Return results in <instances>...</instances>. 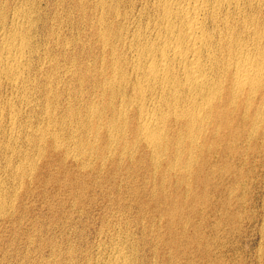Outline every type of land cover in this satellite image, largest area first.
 I'll return each instance as SVG.
<instances>
[{
    "label": "bare ground",
    "instance_id": "obj_1",
    "mask_svg": "<svg viewBox=\"0 0 264 264\" xmlns=\"http://www.w3.org/2000/svg\"><path fill=\"white\" fill-rule=\"evenodd\" d=\"M95 2V11L99 17L96 19L93 36L101 52L106 54L105 65L103 64L104 68L98 69V79L94 78L96 75L91 76L93 72H89V66L79 70L84 75L86 73V78L91 81L90 86H93V90H97L98 94H92L93 98L83 97L85 99L81 100L86 106L84 109L81 108L84 111L80 122H75L78 112L71 111L66 119L60 122L54 118L53 111L44 107L37 119L43 126L31 132H28L27 128L26 133L16 126V114L12 110L8 113L3 111L7 107L0 102V156H8L11 159L16 157L27 167L34 166V160L26 154H19L22 150L16 156L14 151L16 147H12L14 150L7 148V143L21 139V132H24L25 141L31 147L33 143L36 156H39L41 149L49 140L52 152L66 155L77 170L86 173L87 176L91 172L99 174L106 161L113 163L117 160L119 164L121 162L119 159L126 158L132 164L124 169L123 166L119 167V164L113 168L114 173L120 170L136 173L144 169L152 172L151 182H155L157 172L160 171L161 183L168 182V179L177 181L175 186L172 185L173 192H177L182 184L186 187L184 190H187L190 177L203 176L204 170L210 165V157L214 159L231 157L241 163L245 172L234 174V187L229 194L234 197L232 201L230 200V229L226 237L227 250L231 254L230 264H264V0H95ZM22 10L21 14L25 12L22 13ZM83 10L85 12V9ZM35 26L33 27L36 28ZM17 29H11L0 37V93L2 90H9L12 95L19 93L23 107L33 109L36 104L35 98L39 94H42L45 100H51L59 93L57 94L54 87L40 88L39 91L35 84L32 85L33 81L36 82L35 78H31L30 68L35 57L31 56L34 52V45L31 43L34 40L30 42L28 32ZM29 29L31 27L28 31ZM48 55H43L45 60L41 65L38 64L36 69L38 73L40 65V71L49 70L55 71L53 73H58L59 76H71L80 86L78 90L82 92V81L77 76L79 70H76L73 59L68 58L70 61L65 62L71 63L59 65L58 61L55 62L54 58L50 59ZM99 64H102V61ZM3 120L7 122L5 127L1 125ZM73 122L76 124L73 125ZM54 126L68 128V137L56 133L55 129H52ZM218 142L224 145L217 152ZM93 159H99L98 163L93 164ZM213 170L214 168L211 169L212 172ZM22 173L23 169L14 170V175L18 178ZM83 178L81 181L74 180V183L79 190L87 191L90 188V180ZM94 180L103 185L102 181ZM204 180L203 177L201 181ZM97 182L95 186H99ZM137 190L139 192V189ZM17 191L15 190L16 193ZM13 200L11 206L15 205ZM81 201H86V197ZM2 204L0 217L9 207L6 209ZM173 209L172 206L171 213ZM167 216L170 218V215ZM217 221L214 222L217 224ZM217 242L216 262H219L225 244L220 240ZM240 242L244 243L245 249L241 248ZM123 244L126 245L119 247L118 244L116 246L114 244L106 254L103 252L95 258L94 264H142L137 246L134 245L136 243L127 236ZM253 246L251 251L250 248ZM179 256L178 253L174 256L161 254V258L166 262H176L175 259ZM83 259L90 263L92 261L85 257ZM73 260L74 257L70 253L69 260H64L62 264H78Z\"/></svg>",
    "mask_w": 264,
    "mask_h": 264
},
{
    "label": "rangeland",
    "instance_id": "obj_2",
    "mask_svg": "<svg viewBox=\"0 0 264 264\" xmlns=\"http://www.w3.org/2000/svg\"><path fill=\"white\" fill-rule=\"evenodd\" d=\"M86 1L89 2V0ZM86 1L0 0V37L6 35L7 32L14 28H18L17 30L23 29L25 33L28 32L27 34H29L30 42H32V39L34 40L31 43L34 45H32L34 52L31 53V56L35 57L32 59L30 68L31 78H35L36 82L33 81L32 85L35 84L39 91L45 87H54L53 89H56L55 91L57 94L59 93L57 97L51 100H45L42 94H39V96L35 98V108L26 109L22 105L19 93H13L12 95L9 90H2L0 93V102L7 107V109H3V111L8 113L12 110L16 114V126L19 130H23L25 133L28 129L30 130H28V132H31L32 130L43 126V124L41 125V123L37 122V119L41 115V109L44 107H48L53 111L52 114L54 118L60 122L65 120L67 114L71 111L78 112L75 122H80L82 119L81 115L84 111L83 109L86 106L85 102L82 103L81 100L85 99L83 97L93 98V95L97 93V90H93L94 87L90 86L91 81H88L90 79L86 78V73L84 75L79 70L83 69V67L89 66V72H93L92 74L90 73L91 76L94 77L96 75L94 78L98 79L99 70L104 68V58H106V54L101 52V49L99 48V45H97L98 43L93 36V30L97 21L96 19L99 17L98 12L95 11L96 2L95 0H90L89 3H86ZM83 9H85V12ZM21 10L22 13L25 12L21 14ZM26 14L28 17H31V19H29ZM23 20L24 22L28 21L27 24L24 23ZM28 23H30L31 26ZM27 27H31V29L28 31ZM89 28L92 29L90 30ZM30 31H32V33ZM65 45L67 46L65 47ZM97 46L98 48H96ZM36 52L37 56L34 55ZM43 55H48L50 59L54 58L53 60H55V62L58 61L59 65L71 63L65 61H70L68 58L73 59V64H76L74 65L75 68L77 67L76 70H79L77 72L78 75L75 74V77L77 75L81 78L83 87L82 92L78 90L80 89V86L77 81L72 79L73 77L59 76L58 73H53L55 71H40V65L45 60ZM73 56L75 57L73 58ZM101 61L102 64H99ZM90 62L94 63L91 64ZM38 64H40L39 73L38 70H36L38 69ZM92 90L94 92H92ZM72 98L73 101H71ZM82 107L83 109H81ZM106 113L108 115V112ZM75 122H73V125L76 124ZM1 125L2 127H5L7 125L6 120H3ZM52 129H55L56 133L60 136L64 135L65 137H68L69 133L68 128L66 127L60 128L59 126H54ZM24 132H21V139L17 140L18 142L7 143V148L9 150H14L12 147H16L17 149L15 148L14 150L16 156L18 152L22 150L19 154H26L29 158L34 160L33 164L35 165L27 167L21 159H17L16 157L11 159L8 156H0V204L3 203L2 206L5 208L9 206V210L6 208L7 210L4 213L6 216L2 214L4 217H0V264H62V262L69 260L70 253L74 257L73 261L78 262V264L90 263V261H85L83 257L90 260L92 259L90 264H94V259L103 254V252L106 254L114 244L115 246L118 244L117 246L119 247H122L123 245L125 246L126 244H123V241L127 236L133 240V243H136L134 245L137 246L138 256L141 257L142 264H178L177 262L181 264H230L231 254L227 250L226 237L228 236L230 229L231 201L234 197L232 198V195L229 194H231L234 187V174L238 175L239 173L243 174V172H245V169L240 162L233 160L231 157L224 156L225 158L221 159L210 157V165L204 170L203 176L198 178L190 177L189 184L186 183L188 186L187 190H184L185 186L182 184L177 192H173L172 189L177 181L174 182V180L172 181V179H168V182L165 181L161 183L159 180L161 176L160 171L157 172L155 182H151L152 172H147L144 169H140L136 173L123 172V170L114 173L115 170H113V168L115 166L120 164L119 167L122 168L123 166L122 169H124L127 165L130 166L132 164L130 163V160L126 158L119 159V161H121L119 164H117V160L113 163L106 161L102 170L103 173L101 171L99 174L97 173V175H95V172H91L90 174L88 173L87 176L86 173H80L66 155H64L65 158L61 155L63 153L59 154L55 151L52 152L53 148L50 147L49 140L45 143V147L43 146L41 149V152H44V154L40 152L39 156H36L35 151L33 150V143L32 147L28 145L24 138ZM217 144L218 152L224 144L221 142H218ZM19 146L22 147L20 148ZM41 154L43 156H41ZM38 159L39 161H36ZM98 160L99 159H93L92 163L97 164ZM10 167H12V169ZM210 167L214 168L213 172ZM16 169L24 170V173H22L19 178L14 175V170ZM30 174L33 176L31 177ZM111 174L116 175L112 177ZM83 177H85L86 180H90V188L87 191L79 190L74 183L75 181L83 180ZM203 177L205 180L201 181ZM94 179L102 181L103 185H99L97 180ZM93 180L97 182L99 186H95ZM142 183H144V185ZM159 183H161L160 186ZM141 185L143 187H139ZM150 186L151 188L153 186V188L151 189ZM137 189H139V192ZM15 190H18V194ZM42 191L45 192V194ZM2 193H4V195H2ZM185 195L186 198H184ZM194 196L196 198H194ZM83 197H86V201H81ZM10 199L15 202V205L11 206L12 200ZM162 199H164L165 202ZM70 201H72L71 204ZM173 202L175 204H173ZM171 205L176 209H173V213H171L172 211L170 212V210H172ZM11 209L14 211L12 212ZM178 210L180 212H178ZM171 214L174 215L171 216ZM160 215H162V217ZM167 215H170V218ZM159 218L161 219L159 220ZM214 221H217V224H219L217 225ZM174 228L176 229L174 230ZM193 228H196V230ZM159 237L162 239H159ZM218 240L222 241L225 244V247L223 251L224 253L221 256L222 259L220 258V261L216 262V259L218 258ZM240 243L241 248L245 249L244 243ZM108 246L109 248H107ZM253 248L254 246L251 247L250 250L252 251ZM202 249L203 251H201ZM158 251L160 256H158ZM205 252H207L206 256ZM176 253L180 254V256L175 259L176 262H166L161 258V254L163 256H174ZM152 258L153 260H151ZM82 259L84 261H82ZM146 261L147 263H144ZM154 261L156 262L154 263Z\"/></svg>",
    "mask_w": 264,
    "mask_h": 264
}]
</instances>
